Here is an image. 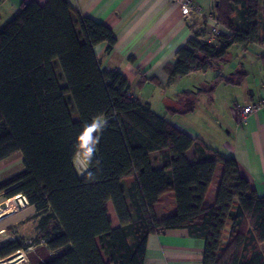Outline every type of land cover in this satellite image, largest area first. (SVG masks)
I'll list each match as a JSON object with an SVG mask.
<instances>
[{
	"label": "trees",
	"instance_id": "16d2710c",
	"mask_svg": "<svg viewBox=\"0 0 264 264\" xmlns=\"http://www.w3.org/2000/svg\"><path fill=\"white\" fill-rule=\"evenodd\" d=\"M213 1L221 33L213 43L193 33L165 65L170 76L218 69L232 45L264 47V0ZM72 12L65 0L22 3L0 29V161L20 153L23 165L0 193L21 194L35 208L34 241L44 239L51 255L33 264H143L148 235L171 229L205 241L202 264H264V197L234 158L127 97L125 77L106 71L94 51L100 43L105 56L111 51V30L87 17L75 24ZM215 80L235 82L220 73ZM94 120L103 122L91 133L98 142H82ZM169 193L175 209L160 214L154 205ZM26 247L9 242L0 257Z\"/></svg>",
	"mask_w": 264,
	"mask_h": 264
},
{
	"label": "crops",
	"instance_id": "0c3cea01",
	"mask_svg": "<svg viewBox=\"0 0 264 264\" xmlns=\"http://www.w3.org/2000/svg\"><path fill=\"white\" fill-rule=\"evenodd\" d=\"M31 1L44 5L48 0H0V20L7 22L22 3ZM65 1L73 10L71 17L75 24L76 18L81 16L111 30L115 39L111 51L104 55L107 43L96 45L94 51L106 71H118L125 77L132 97L136 99L139 94L137 100L149 104L156 113L166 115L179 130L234 158L239 175L259 197H264V104L249 116L247 123L238 125L239 109L260 103L264 94L263 46L232 45L218 69L173 77L164 67L175 62L176 50L193 33L201 35L202 40L214 42L213 0H194L202 13L188 19L169 0ZM3 26L0 25V29ZM219 73L235 82L216 81ZM237 74H241L239 80L235 78ZM210 87H213L211 91H202ZM146 91H151L157 100H148ZM151 99L154 102H150ZM189 105L192 108L185 113L171 112ZM186 154L194 159L193 149ZM22 168L20 153L0 161V183ZM125 184L127 182L123 181V189ZM214 187L211 185L207 200L213 198ZM170 195H163L154 205L158 213L169 214L175 209ZM106 208L111 226L117 227L118 220L110 202ZM34 215L35 208L30 204L16 210L9 208L7 199L0 193V247L16 240L27 246L20 250L22 258L12 264H33L51 255L44 239L34 241L39 232L38 218H33ZM204 245V240L190 237L183 229L150 234L143 264H202ZM101 255L105 259L103 253Z\"/></svg>",
	"mask_w": 264,
	"mask_h": 264
},
{
	"label": "built area",
	"instance_id": "2783aa9c",
	"mask_svg": "<svg viewBox=\"0 0 264 264\" xmlns=\"http://www.w3.org/2000/svg\"><path fill=\"white\" fill-rule=\"evenodd\" d=\"M169 1L171 3H177L178 5H180L182 10L181 12L184 14V16H187V18H190L194 15H201L202 13L201 9L198 6L194 5V0H169ZM209 18L211 19L213 17H209ZM213 20H214V26L212 29V38L215 41L216 36L221 33V26L216 19L213 18ZM126 96L131 97L132 96L131 92L127 91ZM260 104H264V94L262 95V99L260 103H251L249 105H245L241 107L238 113V125H244L245 123H247L249 116L253 112L259 109ZM77 170L80 173H83L86 170L85 164L79 158H78ZM8 202L12 203L11 205L12 207L9 208H12L13 210L24 207L25 205L28 204L26 198L21 194H17L12 198L7 199V203ZM22 256L23 253L21 251H16L11 259L9 260L6 258L0 259V264L9 263L10 260L16 259L18 257L20 258L17 260H20Z\"/></svg>",
	"mask_w": 264,
	"mask_h": 264
},
{
	"label": "clouds",
	"instance_id": "9594fccd",
	"mask_svg": "<svg viewBox=\"0 0 264 264\" xmlns=\"http://www.w3.org/2000/svg\"><path fill=\"white\" fill-rule=\"evenodd\" d=\"M103 126V122L100 120H94L93 123L87 126L86 131L83 133L81 140L83 141H90L93 145L98 142V137L93 139L91 133L94 131H98ZM93 147L87 148V154L90 157L93 152ZM78 159V158H77ZM84 163V162H83ZM78 164V161H77ZM85 164V163H84Z\"/></svg>",
	"mask_w": 264,
	"mask_h": 264
},
{
	"label": "rangeland",
	"instance_id": "374dc122",
	"mask_svg": "<svg viewBox=\"0 0 264 264\" xmlns=\"http://www.w3.org/2000/svg\"><path fill=\"white\" fill-rule=\"evenodd\" d=\"M173 4H174V5L176 6V8L180 11L181 15H182L184 18H187V16H184V14L181 12L182 10H181L180 5H178L177 3H173ZM187 19H188V18H187ZM5 23H6L5 20H4V21H1V20H0V25H4ZM57 74L60 75V76H62V75H61V72H60L59 69H58V71H57ZM132 87L136 88L134 85H132ZM143 88H144V87H143ZM141 89H142V88H140V90H141ZM137 91H138V90H137ZM146 92H147V91H146ZM144 93H145V92L142 93L141 97L143 96ZM147 94H148V100H149L150 98H154L155 100H157V99H156L157 97L154 96L153 93H152L151 91H148ZM157 94H158V93H157ZM67 96H68V95H67ZM137 98H139V94L136 95V99H137ZM154 99H151L150 102H154ZM139 101H140V100H139ZM146 102H147V101H146ZM72 115H73V118L76 119L78 114L76 113V111H74ZM152 157L155 158V156H152ZM18 166H19V165H18ZM11 205H12V203L8 202V206H9V207H12Z\"/></svg>",
	"mask_w": 264,
	"mask_h": 264
},
{
	"label": "bare ground",
	"instance_id": "6f19581e",
	"mask_svg": "<svg viewBox=\"0 0 264 264\" xmlns=\"http://www.w3.org/2000/svg\"><path fill=\"white\" fill-rule=\"evenodd\" d=\"M76 168H77V166H76ZM22 252V251H21ZM23 253V252H22ZM15 254V253H14ZM14 254H12V255H10L11 256V258L14 256ZM10 256H8V257H10ZM8 257L6 258V259H8ZM10 258V259H11ZM20 257H18V258H16V259H13V260H10L9 261V263H4V264H12V263H14L17 259H19Z\"/></svg>",
	"mask_w": 264,
	"mask_h": 264
},
{
	"label": "water",
	"instance_id": "95a60500",
	"mask_svg": "<svg viewBox=\"0 0 264 264\" xmlns=\"http://www.w3.org/2000/svg\"><path fill=\"white\" fill-rule=\"evenodd\" d=\"M11 258V256L10 257H8V260Z\"/></svg>",
	"mask_w": 264,
	"mask_h": 264
}]
</instances>
